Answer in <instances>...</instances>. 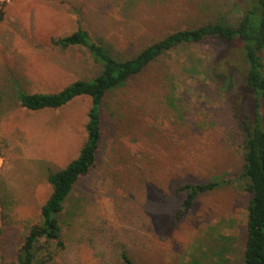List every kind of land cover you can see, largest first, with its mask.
Instances as JSON below:
<instances>
[{
	"label": "rangeland",
	"instance_id": "1",
	"mask_svg": "<svg viewBox=\"0 0 264 264\" xmlns=\"http://www.w3.org/2000/svg\"><path fill=\"white\" fill-rule=\"evenodd\" d=\"M244 11L242 0H0V264H17L52 192L49 173L87 138L90 97L43 110L18 99L20 90L57 92L100 73L87 48L52 39L82 26L128 58L172 31L236 22ZM226 47L181 45L109 95L97 165L61 215L65 247L54 245L44 264H128L124 253L138 264H244L251 195L242 180L227 182L243 168L241 138L210 66ZM230 76L237 101L246 100L244 73ZM214 179L226 182L178 221L177 188Z\"/></svg>",
	"mask_w": 264,
	"mask_h": 264
},
{
	"label": "trees",
	"instance_id": "2",
	"mask_svg": "<svg viewBox=\"0 0 264 264\" xmlns=\"http://www.w3.org/2000/svg\"><path fill=\"white\" fill-rule=\"evenodd\" d=\"M242 2L245 11L236 22L221 18L199 26L177 29L149 42L128 58L113 54L109 45L97 40L82 26L72 33L52 39L55 45L87 48L94 61L101 66V71L90 80H76L57 92L31 93L20 90L17 93L21 104L31 110L61 108L83 96L92 100L86 124V141L79 155L66 167L49 173L48 182L52 192L41 208V221L32 225L21 244L17 264L47 263L54 258V245L65 247L61 215L65 213L75 187L97 165L103 140V107L109 95L144 73L166 53L181 45L201 43L208 39H218L230 46V49L226 47L221 50L210 66L213 77L225 91L226 100L231 103L237 134L241 138L243 168L238 174L228 177L227 182L242 180L244 189L251 195L247 206L243 263L264 264V0ZM239 69L244 73L248 92L244 98L246 100L240 102L237 101L238 90L227 78L230 74L232 78ZM223 182L226 180L182 183L177 191L185 194V197L177 211V220L182 221L192 212L200 195L218 188ZM42 255L45 259L40 261ZM123 256L128 264H138L126 253Z\"/></svg>",
	"mask_w": 264,
	"mask_h": 264
}]
</instances>
